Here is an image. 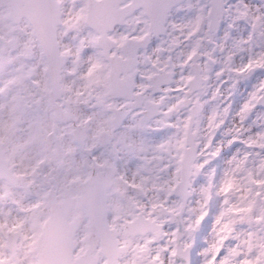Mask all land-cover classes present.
Listing matches in <instances>:
<instances>
[{
  "label": "snow or ice",
  "instance_id": "snow-or-ice-1",
  "mask_svg": "<svg viewBox=\"0 0 264 264\" xmlns=\"http://www.w3.org/2000/svg\"><path fill=\"white\" fill-rule=\"evenodd\" d=\"M0 7V264H264V0Z\"/></svg>",
  "mask_w": 264,
  "mask_h": 264
},
{
  "label": "rangeland",
  "instance_id": "rangeland-1",
  "mask_svg": "<svg viewBox=\"0 0 264 264\" xmlns=\"http://www.w3.org/2000/svg\"><path fill=\"white\" fill-rule=\"evenodd\" d=\"M6 15L5 10L0 11V17H4ZM6 65L4 63H0V76L3 75V73L6 70ZM54 112V111H53ZM13 117V113L10 110H4L2 113H0V136H6L7 139L5 140L4 146L8 147L11 150H19L22 154L23 153H27L30 151L31 146L28 145L27 143H25L23 140L17 139L16 133L14 130H9L7 128H5V124L11 122V119ZM58 118L55 117V114L50 115L46 121L47 124H51L54 122H57ZM102 130L97 127L94 131L89 133V136L98 141V137H99V133ZM19 163L21 164V166H26L28 163L27 158L21 159L19 161ZM91 174V173H90ZM115 185L117 187H123L124 183L123 181L120 179L119 176L116 177L115 179ZM119 204L117 203L116 200H112V204L111 207L114 210V208H119L118 207ZM78 213L74 210L72 212V217L77 215Z\"/></svg>",
  "mask_w": 264,
  "mask_h": 264
},
{
  "label": "water",
  "instance_id": "water-1",
  "mask_svg": "<svg viewBox=\"0 0 264 264\" xmlns=\"http://www.w3.org/2000/svg\"><path fill=\"white\" fill-rule=\"evenodd\" d=\"M62 79L60 77L57 78V82H59V80ZM54 111V110H53ZM56 116V115H55ZM57 117V116H56ZM74 123V122H73ZM76 127V125L74 126V128ZM104 139V134L102 133L100 136L99 141H102ZM98 175H102L101 171L98 168H93V172L91 174V177L93 179H96L98 177ZM115 175H112L111 177H108L106 179V187L108 189V191L111 190L113 183V177ZM94 204V201H93ZM77 209L79 211V215L73 217L72 219H70L71 216V212L73 211V209ZM84 218V211H83V205L81 202L79 201H72L70 203V205L67 208V214H66V221H67V225L70 231H75V229L80 225V223L82 222V219Z\"/></svg>",
  "mask_w": 264,
  "mask_h": 264
},
{
  "label": "flooded vegetation",
  "instance_id": "flooded-vegetation-1",
  "mask_svg": "<svg viewBox=\"0 0 264 264\" xmlns=\"http://www.w3.org/2000/svg\"><path fill=\"white\" fill-rule=\"evenodd\" d=\"M2 10H4V8L3 7H0V11H2ZM56 117V116H55ZM56 118H58V117H56ZM74 122V123H73ZM72 122V128H74V126L76 125V123H75V121H73ZM103 132L101 131L99 134V137H98V141H99V139H100V136H101V134H102ZM100 170V169H99ZM101 171V170H100ZM92 172H93V169L91 170V174H92ZM90 174V175H91ZM118 175H115L114 177H113V186H112V188H111V190L109 191V192H111L112 193V195H113V200H116L117 201V203L119 204V208H114V211H116V212H120V211H122L123 210V208L125 207V198H126V188H125V185L123 186V187H117L116 185H115V179H116V177H117ZM77 213H78V211L77 210H75ZM78 215V214H77ZM84 220V219H83ZM82 220V221H83Z\"/></svg>",
  "mask_w": 264,
  "mask_h": 264
}]
</instances>
